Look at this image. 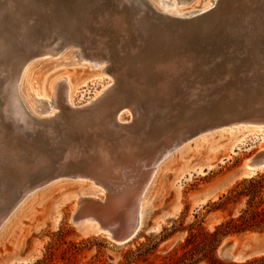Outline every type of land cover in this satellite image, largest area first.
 <instances>
[{
  "label": "rangeland",
  "instance_id": "obj_1",
  "mask_svg": "<svg viewBox=\"0 0 264 264\" xmlns=\"http://www.w3.org/2000/svg\"><path fill=\"white\" fill-rule=\"evenodd\" d=\"M241 1L243 0H218L216 6L206 14L209 18L204 22H213L219 26L220 30L223 27H228L231 30L232 34L229 35V40L224 39L223 44L219 45L220 50L214 49V53L213 51L201 52V50L197 52L186 48L185 51L184 49L181 51L183 55L185 54L184 56L178 58L174 56L172 61L175 59L176 61L184 60L180 58L186 57V59H194V62H187L188 68H185L186 70L179 69V74H171L174 83L168 90L170 97L166 98L164 104L163 100L154 99L155 97L150 93L158 87L156 84L159 83V79L160 81L163 79L159 75L160 69L155 67L154 70L146 72L142 68L145 65V68L149 69L153 59L160 55L155 52L152 54L148 48L144 50V44L148 39L147 34L149 31L154 34L157 31L162 32V38L165 41H171L174 47L176 43H181V35L194 33L195 29L204 31L205 28L201 29V27L195 26L194 31L189 30L187 33H182V30L177 26L165 29L164 25L158 24L157 20L148 18L143 20L142 24H135L137 27L132 36L124 35L122 40L120 36H115L110 41V43L116 41L118 44L115 47L118 45L116 47L118 49L122 48L119 45L123 40L126 47L132 45L130 51L125 49L119 56L113 55L110 59L111 63L107 64L111 70H120L122 80L120 79L118 85L108 72L101 79L95 74L96 71L89 72L85 66H78L76 69L80 71H75L72 101L75 104L74 107L79 108L80 113L77 111L72 114L61 112L54 125L34 126L35 128L32 130L24 132L15 131V128H12V122L8 121L6 117V105L1 94V88L11 68L19 66L20 58L27 55L25 50H21V45L33 49L34 43L37 42L38 31L44 30V27L49 25L59 29L63 23L71 19L67 11L78 13L79 17H83L85 14L91 17L92 11L101 14V10L97 5H92L91 0L30 1L29 3L34 4L35 9L29 8L27 0H0V157L3 156L0 159V168H3L0 169V264H174L178 258L184 257L185 253L192 249V246H188L186 243L191 231L197 232L203 229L214 232L216 227L226 219L227 211H215L220 198L242 179L249 178L240 174L242 166L250 158L264 151V140H262L264 131L251 133L259 128L264 130V126L242 123V120H250L255 116L249 111L243 113L245 108H258L264 102L262 84L256 90H246V95L235 98L232 111L219 115L217 114L220 111H217L216 115L207 116L212 109L221 110L223 108L222 100L213 96L214 91L218 89L216 87L224 83L228 87L232 85L231 80L227 81L229 83L224 81L226 75L217 65L221 61L224 62V55L222 56L221 52L224 43L230 48L228 52L226 50V54L230 52V56L234 54V57H246L250 61L251 54H248L249 52L246 50L252 46L248 43L259 40V38H262L264 43V31L259 25L263 16V0H253L254 4L251 6H244ZM246 1L249 2V0ZM95 3L97 4V2ZM108 3L109 0H102L100 7L103 8L101 9L106 10L104 5ZM89 5L91 7L87 8ZM225 13L228 15L226 22L223 23L226 18ZM53 17L55 19L59 17V19L52 20ZM16 20L23 24L19 25L18 34L13 37L9 35V31L15 25ZM85 22L88 23V21ZM112 23V19H107L105 25L91 26L92 33L89 36L93 39L92 42L96 43L95 46L104 50L106 46L101 43L100 37L96 33L107 31L108 34L111 30L113 31ZM24 29L28 34H25ZM175 39L176 41H174ZM199 39L202 42V39ZM29 40L31 42H28ZM115 47L114 49H116ZM142 50L144 52H141ZM262 50L264 51V47ZM87 51L92 52L93 50L88 49ZM242 51H245L244 57ZM210 53L211 55H209ZM149 57L151 58L150 62ZM205 57L213 60H208ZM215 59H219V62ZM83 68L88 71H82ZM232 69L233 73L237 74L235 65L232 66ZM53 70L48 73H52ZM243 70H245V66ZM145 74L153 75L154 78L145 79ZM194 74L196 79L192 78V80L199 81H196L197 85L193 82H190L192 85L187 84L189 81L183 80L186 76L191 77ZM203 75L205 76L202 77ZM208 75L212 78L211 83L209 82L211 78L207 80L208 83L205 80ZM190 77H186V79ZM179 78H181V83L178 81ZM108 82L110 83L108 84ZM109 85L112 88H109ZM234 85H236L235 82ZM191 86L195 87L193 97L190 95L193 91ZM107 88L111 91L115 90V92L113 91L115 94L118 93L115 97L127 96L128 99L124 100L126 101L125 106L121 103L116 111V114H122L123 126L120 132L128 136V140L136 138L138 144L141 143V140L144 141L141 145L145 149L141 152L136 150L134 153L139 154L140 160L145 163L144 165H147L143 168L146 170L145 173L147 172L148 182L140 201L144 213L143 226L134 239L124 244L115 243L107 233L98 229L97 222L92 219L83 218L78 224L74 222V215L80 213L93 214L102 219L103 205L108 202L106 193H103L104 187L98 184L95 179L82 176L87 172L86 170L80 172L76 168L68 166L67 170L57 168L52 175L41 173L44 174L41 176L42 178L34 176V179H28V182L24 180L21 170L17 172L10 169L5 170L6 161L12 166H22L23 171L29 167L31 171L35 168L31 173L33 175H36V172L40 174L41 163L49 164L52 161H56L58 164L63 161L64 164L69 163L70 161L65 159L63 147L60 146L65 142V144L68 142L73 145L72 141L67 140L68 137L71 138L68 130L71 128L68 126L69 122L71 120L79 121L80 117L77 114L93 116L102 107H105V103L93 105L91 103L98 98L100 91ZM117 88H119L118 91ZM147 88H149L148 92ZM146 95L153 98L148 96V99ZM153 100H155L154 103H152ZM159 102L161 105L158 104ZM131 109L140 111L142 116L137 118L141 121L150 120L147 132H141L139 126L135 127V117ZM149 116L155 118L152 120ZM72 117L76 118L72 119ZM87 120L83 124L81 123L84 129L87 128L84 124H89L91 119ZM92 123L94 125L95 120H92L90 124ZM104 124L106 130H116L112 124ZM36 129L37 131H35ZM97 131L101 135L104 134L103 131ZM86 133L91 135L88 130ZM169 139H171V143L166 148L160 149L159 146ZM124 140L126 141V139ZM126 143L123 144L126 145ZM147 162L148 164H146ZM53 165L55 166V164ZM28 173L30 172L28 171ZM263 173L264 169L259 170L255 175ZM81 197L97 199L98 202L92 201L93 209L86 204V209L79 210L78 202ZM253 234L256 236L247 237L244 233L223 238L217 249L216 259L223 264H245L264 258V234ZM233 236L240 238L234 250L245 254L244 261L226 260L220 255L222 244ZM195 260V264H212L209 259L203 258L202 254L198 255Z\"/></svg>",
  "mask_w": 264,
  "mask_h": 264
},
{
  "label": "bare ground",
  "instance_id": "obj_2",
  "mask_svg": "<svg viewBox=\"0 0 264 264\" xmlns=\"http://www.w3.org/2000/svg\"><path fill=\"white\" fill-rule=\"evenodd\" d=\"M27 1L28 4L30 5L29 8L31 9L36 8L33 7L34 4L29 3L30 1L33 0H27ZM101 1L102 0H96V1L91 0V2L93 3L92 5L95 6L97 5V7H99L98 9L101 10L100 11L101 14L93 13L92 11L91 17L86 16V14L83 17H79L78 13H75L73 11H67V13L70 15L68 16L71 17V19L67 18L68 19L67 22L61 25L62 28L60 25H58L60 26L59 29L56 27L53 28L52 25L51 26L49 25L48 27H44V30L38 31L39 33H38L37 42L36 44L34 43L33 49L21 45L20 47L21 50H25L27 52L26 53L27 55H24L23 58H20L21 64H19V66H14L11 68L9 75L6 78V80L4 79L5 80L4 85L1 88L2 99H4L6 105L5 106V111L7 114L6 117L8 121L12 122V128L14 127L15 131L27 132L35 128L34 126L54 125L57 122V119L60 116L61 112H64L65 114L66 112L72 114L73 112L77 111L78 113H80L79 108L77 107L78 108L77 109L76 107H74L75 104L72 101L73 98L72 91L75 87V77H76L75 71H80L79 69H76V67L78 66L79 67L85 66L89 70V72L96 71L95 74H97L101 79H103L104 75L108 72L109 74H111L110 76L116 82V85H118L120 79L122 80L120 70L119 69L117 71L111 70L109 69V65L107 64L111 63L110 59L113 57V55L119 56L120 53H122V51H125V49L126 50L128 49V51H130L132 45L126 47L125 46L126 43L124 45V40H123L121 45H119V47L121 46L122 48L118 49L116 48L118 45L115 47V45L118 43H116V41L114 42L112 41L113 43L112 42L110 43V41L115 36H120L121 40L122 37H124V35H127L129 37L132 36L134 29L137 27V25H135L136 23L142 24L141 22L143 20L145 21L148 18H151L157 20L158 24L164 25L165 29L173 28V26H177L182 30V33L183 32L187 33V31L189 30L194 31L196 27L199 28L201 27V29L205 28L204 31L195 29L194 33L191 32V34L190 33L183 34L185 35L184 37H182L183 35H181V40H180L181 43H176L174 47L171 41L168 42L165 41L164 38H162L163 37L162 32L157 31L158 34L156 32L154 34L149 31V34H147L148 39H147V43L144 44V50L148 48L152 54L155 52L158 54L160 53V55H157L156 58L153 59V62L150 63L149 69H146L145 65L142 68L146 72H149L150 70H154L155 67L160 69L161 73H159V75L160 78L163 79H161V81L159 79V83L155 82L157 83L156 85L158 87L153 91H151L150 93L153 94V96L155 97L154 99L159 98L160 101L163 100V104L164 101H166V98L169 99L170 96L168 95V90L171 87V85L174 83L172 82L174 78L171 77V74L172 73L179 74L178 72L179 69L186 70L188 68V66H186L187 62H191V63L194 62L193 61L194 59L192 58L186 59V57L180 58L184 60L176 61L175 59L172 61L174 56H177V58L184 56L185 54L183 55L181 51L183 49L185 51L186 48L197 52L201 50V52L213 51L215 53L214 49L220 50V46L223 44V40L224 39L229 40L230 37L229 35L232 34L231 30L228 27L227 28L225 27L226 29L223 27L222 30H220L217 24L215 25L213 22L210 21L204 22V20H207L209 18L206 14H208V12H210L212 8L216 6L218 0H109V3L104 5V7H106L105 8L106 10L101 9L103 8L100 7ZM95 2H97V4ZM241 2L243 3L244 6H251L254 4L253 0H249V2L243 0ZM262 5H263L262 6L263 16H262V22L259 25L260 27H262L261 30L264 31V0ZM89 7L91 6L89 5L87 8ZM227 15L228 13L224 14L226 18L223 21V23L226 22ZM51 19L56 20L59 19V17H57L56 19L55 17H53ZM107 19L108 20L112 19L113 21L111 26L114 29L113 31L111 30L112 32L110 31L111 34L110 32L107 34L106 33L107 31L106 32L100 31L99 33H96V35L100 37L101 43L106 46L103 50L99 46H95L96 43L92 42L93 39H91L89 35L92 33L91 26L105 25ZM63 20L66 21L65 18H63ZM69 20L71 21L70 23ZM85 21H88V23H86ZM15 22H16L15 25L12 26L9 31V35L13 37H15L18 34L17 29L19 28V25L23 24L19 20H16ZM74 22H76L75 23L76 25L73 24ZM107 24L109 25V23ZM24 31L25 34H28L26 29H24ZM199 38L202 39V42L200 41ZM174 41H176V39ZM28 42L31 41L29 40ZM125 42H127V40H125ZM248 44L252 46V48H250L251 50L250 49L246 50L249 52L248 54H251L250 55L251 61L250 59L247 60L246 57H244L243 53L245 51L244 52L242 51L244 58H240L239 56L234 57V54L233 56L232 54L230 56V52L226 54V50L228 52L230 48H228L227 45L225 46V43H224V47L221 48V50H223L221 52H222V56L224 55V59H223L224 62L221 61L220 63L218 61L219 59L218 60L215 59V60L219 62V64L217 65L222 68L221 70L222 73L227 76V77L225 76L224 81L227 82L228 80L229 81L231 80L232 85L228 87L227 85L225 86V83L224 84L219 83L220 85L216 87L218 89L217 91H214L215 95L213 94V96H216V98L222 100L221 103L223 102V106H222L223 108H221V110L212 109V111L209 112L207 116L216 115L217 111H220L218 112L217 115L226 114L230 112V110L232 111V109L234 108L235 98L246 95L245 93L246 90L249 89L256 90L261 84L262 87H264V51L262 50L264 47V43L262 42V38H259V40H256ZM114 47L116 49H114ZM88 49H91L93 51L92 52L87 51ZM141 52L144 51L142 50ZM168 55L169 58H167ZM209 55H211V53ZM148 59L150 62L151 58L149 57ZM234 65L235 68L237 69V74L233 73L232 66ZM49 66L52 67L50 69H46ZM244 66H245V70H243ZM53 68H55V70H53ZM87 69L83 68L82 71L84 72L88 71ZM51 70H53V72L48 73ZM212 71L214 72V70ZM194 76L196 75L194 74L191 77L186 76L190 78L186 79L185 77L183 80L186 82L188 80L189 83L187 84H191L190 82H193L195 84L199 81L192 80ZM204 76L205 75H203L202 77ZM148 77H150L151 79L154 78L153 75L152 76L148 74L144 75L145 79H147ZM208 77L207 79H205L206 82L208 79L211 78V76L209 75ZM180 79L181 78H179L178 81L181 83ZM194 79H196V77ZM211 80L212 78L209 80L210 83ZM234 82L236 83V85H234ZM109 83L110 82H108V84ZM110 87L111 86L109 85V88ZM193 88H192L193 91L191 90L192 93H190L191 97L195 95L194 93L195 87ZM118 89L119 88H117V91ZM148 89L149 88H147V92ZM113 91L115 92V90L111 91V89L109 90L108 88L105 90L103 89L102 92L100 91V93L98 94L99 96L96 94L98 98H96V100L93 102L91 101L92 102L91 105L101 104V103L106 104L105 107H102L101 110H99L96 115L82 116L81 114L80 115L77 114V116L80 117L79 121L71 120L69 124L66 123L68 124L69 127H71L68 128L71 138L68 137L67 140L69 139V141H72L73 145L70 143L68 144V142L67 144H65L66 143L65 142V143H61L60 146L61 148L63 147L65 159H68L70 161L69 163L65 162L66 164H64V161L59 164L56 161L49 162V164L46 162L41 163L39 168L42 169V171H40V174L36 172V175L31 174L35 168L31 171V168L29 167L28 169H26L27 167L25 165L24 168L27 171L25 169H24L25 171H23L22 166H17V165L12 166V164L8 163V161H6L7 164L4 162L3 163L7 165V166L5 165L6 166L5 170L10 169L13 170L14 172L21 170V172H23L22 174L24 175L23 178L27 182L29 181L28 179L31 180L34 179V176L40 178L42 175H44L41 173L52 175L57 168L67 170L68 167L70 168L72 167V168H76V170H79L80 172L86 170L87 172L82 174V176L84 177L89 176L95 179L98 184L102 185L105 189L103 190V193H106L108 202L104 203L103 205L104 211L102 213V219L96 217L93 214L80 213L74 215L73 218L74 222L78 224L80 223V220L83 218L92 219L93 221L97 222L96 226L98 227V229L102 232L107 233L110 236V238H111V233L108 232L110 230V227L112 226L117 227L118 225H120L122 229H125L126 233H128L127 234L128 241H131L137 236V234L140 232L143 226L144 213L140 205V201L145 191L144 189L146 187V183L148 182L147 172L145 173L146 170H144L143 168L144 166L147 167V165H144L145 163H143L140 160L141 159L140 155L134 153V151L140 150L141 152L145 148L142 147L141 145L144 142L143 140H141V143L138 144L136 142V138L134 139L130 138L128 140L129 137L123 135V132H120L123 126V123L121 121L122 114L121 113L116 114L117 113L116 111L118 109L117 107H119L121 103L124 104L126 102L124 100L128 98H126L127 96H122V95L115 97V95H118V93L115 94ZM176 94L178 93L176 92ZM200 94H202L201 91ZM146 96L147 98L148 96L151 99L153 98L150 95H146ZM129 98L131 99V97ZM156 101L158 102V100ZM154 102L155 100H153L152 103ZM158 104L161 105L160 102ZM223 111L226 112L223 113ZM248 111L250 113H253V115L255 116L253 117V119L250 120H242L243 124L254 123L257 125L264 126V102L261 103L258 108L255 107L254 108L250 107V109L245 108L243 113H247ZM131 112L135 117V123H136L135 127L139 126L141 132L146 131L150 120L141 121L140 119H138L137 117L142 116L138 109H131ZM73 118L74 117H72V119ZM154 118H152V120ZM87 119H91L90 123L92 120H95L94 125L93 123L84 124L85 127H87L85 129L88 130V132H91V135H88L86 133V130L81 126V123L83 124L84 122L88 121ZM104 123H108V125L112 124L113 128H116V130L115 129L106 130V128L103 126L105 125ZM235 125L237 124L235 123ZM61 128L63 127L61 126ZM97 130L103 131L102 133L104 134L101 135V133ZM35 131H37V129ZM92 131H96V132L93 133ZM257 131L263 132L264 130L259 128L253 130L251 133ZM124 139H126V141ZM262 140H264V136L262 137ZM170 141L171 139H169L164 144L159 146L160 149L166 148L171 143ZM124 142H127L126 145L123 144ZM19 146L21 147V145ZM122 149H124V151H122ZM20 151L23 152L22 150ZM2 157H0V159ZM248 163H254V164L253 166L247 167V172L244 175L248 177L255 176V174L258 173L259 170L264 169V151L259 153L257 157L255 156L250 158L245 164ZM53 164H55V166ZM146 164H148V162ZM19 167L22 168L20 169ZM28 171L30 173H28ZM1 172H3V170H1ZM92 201L98 202L97 199L92 200L91 198H87V197L79 198V202H78V204H80V206H78L79 210H84V208L86 209V204H88L89 207L92 208L93 206L91 205L93 204ZM78 212H83V211H78ZM245 236L251 237L256 235L250 233V234H246ZM239 240L240 238L238 236H233L228 238L223 244V246L225 244H230V245L226 247L225 251L222 252L220 250V255L226 260L233 259L236 261H244L246 259L245 254L243 252H235L234 250Z\"/></svg>",
  "mask_w": 264,
  "mask_h": 264
},
{
  "label": "trees",
  "instance_id": "obj_3",
  "mask_svg": "<svg viewBox=\"0 0 264 264\" xmlns=\"http://www.w3.org/2000/svg\"><path fill=\"white\" fill-rule=\"evenodd\" d=\"M220 210L227 211L226 219L214 232L203 229L191 231L186 243L192 249L174 264H195L200 254L212 264H223L216 259L223 238L244 233L264 234V173L238 182L220 198L215 211ZM245 264H264V258Z\"/></svg>",
  "mask_w": 264,
  "mask_h": 264
},
{
  "label": "water",
  "instance_id": "obj_4",
  "mask_svg": "<svg viewBox=\"0 0 264 264\" xmlns=\"http://www.w3.org/2000/svg\"><path fill=\"white\" fill-rule=\"evenodd\" d=\"M258 155H256L257 157ZM252 164V165H251ZM254 163H248V164H244L242 166V169L240 170V174L244 175L247 172V167L248 166H253ZM108 226V225H107ZM111 233V239L117 243V244H123V243H127L128 241V233H126L125 229H122V227L120 225H118L117 227H110V230L108 231ZM230 244H225L221 247V251H225L226 247L229 246Z\"/></svg>",
  "mask_w": 264,
  "mask_h": 264
}]
</instances>
